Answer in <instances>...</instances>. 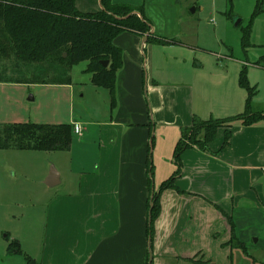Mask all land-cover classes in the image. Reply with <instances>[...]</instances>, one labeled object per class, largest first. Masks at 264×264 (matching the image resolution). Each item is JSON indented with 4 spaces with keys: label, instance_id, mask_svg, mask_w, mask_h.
<instances>
[{
    "label": "crops",
    "instance_id": "0c3cea01",
    "mask_svg": "<svg viewBox=\"0 0 264 264\" xmlns=\"http://www.w3.org/2000/svg\"><path fill=\"white\" fill-rule=\"evenodd\" d=\"M111 1L143 6L152 33L160 36H165L167 22L172 21L166 16L168 7L178 2ZM76 4L82 11L102 8L101 0H76ZM143 38L129 30L115 37L123 52L115 104L111 106L106 88L102 90L106 117L70 114L63 121L78 124L81 130L75 132L70 149L45 151L52 155L49 160L56 166L59 182L46 184L50 170L42 172L45 185L63 188L44 199L40 217L37 210L24 218L17 216L14 238L42 264H145L148 253L151 264H198V259L244 264L241 249L227 243L233 224L236 237L257 259L264 250V119L251 125L232 122V136L225 146L226 127H220L210 150L194 146L184 151L177 179L184 192L172 188L161 192L150 243L146 233L149 126L155 136L152 161L157 189L176 170L173 151L181 128L191 125L194 116L208 119L243 111L247 92L238 83L242 61L236 60L232 68L226 64L227 69L214 75L198 61V46L182 39L162 44ZM169 63L174 66L171 70L166 68ZM216 65L214 70H219ZM87 80L96 87L91 74ZM43 85L64 87L73 98L72 82ZM5 250L6 246L0 247V264Z\"/></svg>",
    "mask_w": 264,
    "mask_h": 264
},
{
    "label": "trees",
    "instance_id": "16d2710c",
    "mask_svg": "<svg viewBox=\"0 0 264 264\" xmlns=\"http://www.w3.org/2000/svg\"><path fill=\"white\" fill-rule=\"evenodd\" d=\"M101 3L99 11H82L76 0H0V82L70 84L73 66L86 61L85 71L91 74L92 84L109 90L110 104L113 106L116 102L117 71L123 64V52L115 44V37L129 30L142 36L147 35L151 42L168 44L175 40L152 33V22L145 15L143 6L112 3L111 0H101ZM263 5L264 0H256L255 12H262ZM249 33L250 30L246 28L242 39H247ZM10 59L14 60L11 66L6 63ZM103 60H108L107 66L102 64ZM238 83L247 92L244 110L208 119L194 116L191 125L181 128V137L174 147L173 161L176 170L157 189L154 185L155 167L152 161L155 136L152 124L149 126L146 175L150 211L146 233L150 243L153 241L155 221L161 210V192L168 188L184 192L177 184L182 173L184 151L194 146L202 151L210 150V143L220 127H226L223 142L225 146L232 136L229 129L232 122L240 120L243 125H251L264 119V106L254 101L257 89L248 80L245 63H242ZM74 135V124L71 122H0L2 149L68 150ZM227 243L249 254L246 244L236 237L233 224L232 235ZM7 249L11 254H23L26 264H42L25 254L17 239H13ZM149 260L148 253L145 264H149ZM196 262L210 264L209 260L198 259Z\"/></svg>",
    "mask_w": 264,
    "mask_h": 264
},
{
    "label": "rangeland",
    "instance_id": "374dc122",
    "mask_svg": "<svg viewBox=\"0 0 264 264\" xmlns=\"http://www.w3.org/2000/svg\"><path fill=\"white\" fill-rule=\"evenodd\" d=\"M255 6L256 0H178L177 4L168 7L166 16L169 15L172 21H166L169 28L163 34L198 46V61H202L205 71L214 75L227 69L226 64L232 68L237 64L236 60L245 63L248 80L257 89L254 101L260 96L258 103L264 106V10L256 13ZM246 28L250 30L249 36L242 39ZM13 62V59L6 61L9 66ZM217 63L219 70H214ZM86 66V61H81L71 70L72 99L64 87L0 82V122L54 123L67 121L70 114L77 117L84 113L90 119L106 117L102 93L106 88L89 85L90 74L85 71ZM166 68L171 70L174 66L169 63ZM49 156L52 155L41 150L0 148V247L6 246L2 264H26L23 254L7 251L8 244L17 237V216L24 218L37 210L40 217L44 199L53 190L63 188L61 184L45 185L43 170L56 169ZM67 175L70 177L69 172ZM31 201L37 204L33 206ZM12 233L13 238L10 237ZM251 251L258 253L255 248ZM241 253L245 254L242 250ZM244 257V264H264V250L257 259L250 251Z\"/></svg>",
    "mask_w": 264,
    "mask_h": 264
},
{
    "label": "water",
    "instance_id": "95a60500",
    "mask_svg": "<svg viewBox=\"0 0 264 264\" xmlns=\"http://www.w3.org/2000/svg\"><path fill=\"white\" fill-rule=\"evenodd\" d=\"M143 39L146 40V39H147V35H145ZM102 64H103L104 66H107V65H108V60H103V61H102ZM57 176H58L57 171H56L54 168H51V170H50V174H49L48 177L46 178V184L52 186V185L58 183V182H59V179H58ZM149 211H150V210H149ZM151 261H152V260H151V258H150V260H149V264H151Z\"/></svg>",
    "mask_w": 264,
    "mask_h": 264
},
{
    "label": "built area",
    "instance_id": "2783aa9c",
    "mask_svg": "<svg viewBox=\"0 0 264 264\" xmlns=\"http://www.w3.org/2000/svg\"><path fill=\"white\" fill-rule=\"evenodd\" d=\"M74 130H75V132H79L81 130V126H79L78 124H75Z\"/></svg>",
    "mask_w": 264,
    "mask_h": 264
}]
</instances>
